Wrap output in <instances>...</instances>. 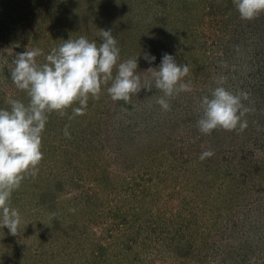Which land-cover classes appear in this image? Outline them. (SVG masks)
Instances as JSON below:
<instances>
[{
    "label": "rangeland",
    "instance_id": "obj_1",
    "mask_svg": "<svg viewBox=\"0 0 264 264\" xmlns=\"http://www.w3.org/2000/svg\"><path fill=\"white\" fill-rule=\"evenodd\" d=\"M101 29L138 72L165 53L187 64L191 90L164 111L154 82L125 102L109 81L83 115L69 119L78 101L48 114L43 159L10 200L19 232L0 228V264H264V13L242 20L233 0H0V109L29 102L11 80L16 54L39 48L43 64L62 40L102 42ZM221 76L247 93L248 126L205 135L200 98Z\"/></svg>",
    "mask_w": 264,
    "mask_h": 264
},
{
    "label": "clouds",
    "instance_id": "obj_2",
    "mask_svg": "<svg viewBox=\"0 0 264 264\" xmlns=\"http://www.w3.org/2000/svg\"><path fill=\"white\" fill-rule=\"evenodd\" d=\"M242 20H253L264 13V0H233ZM102 42L89 41L81 35L68 39L51 49L46 62L37 64L36 58L42 50L34 48L16 54L10 71L15 86L24 90L29 97L25 105L19 100L10 99V110L0 109V228H7L16 236L22 223L19 210L10 204L12 193L17 190L25 174L35 175L37 166L43 159L41 152L42 132L48 114L53 111L61 116L74 102L80 107L73 109V116L84 114L88 97L99 98L101 86L111 81L107 88L113 101H129L132 94L141 89L154 87L163 93L157 99L162 110H170V99L181 92L191 90L183 78L189 73L187 64H178L170 54H163L157 68L138 72V56L120 61V49L111 30H99ZM149 63L154 56L145 54ZM116 69L113 75V69ZM141 73L150 74L142 84ZM217 86L209 95L200 98V118L196 122L198 130L209 135L222 128L227 131H244L248 124L244 119L249 108L243 100L247 93L229 91L224 85L226 77L216 81ZM64 135L70 138L68 126ZM214 155L211 150L203 151L201 161Z\"/></svg>",
    "mask_w": 264,
    "mask_h": 264
}]
</instances>
